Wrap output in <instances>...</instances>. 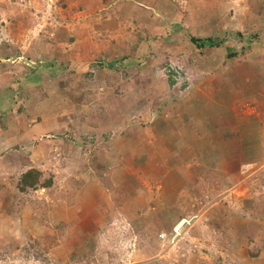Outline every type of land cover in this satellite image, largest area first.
<instances>
[{
	"label": "rangeland",
	"instance_id": "1",
	"mask_svg": "<svg viewBox=\"0 0 264 264\" xmlns=\"http://www.w3.org/2000/svg\"><path fill=\"white\" fill-rule=\"evenodd\" d=\"M88 1L0 0V264H234L236 256L220 250V230L233 238L234 230L230 234L222 218L230 213L236 218L237 200L207 196L206 204L198 201L190 209L186 194L191 189L186 186L179 187L181 198H176V180L161 182L168 169L169 177L176 174L168 162L176 157L173 139L167 138L173 135L162 137L158 125L162 117L168 123L173 120V102L178 108L190 99L199 108L205 105L202 117L213 123L212 131L197 124L199 148L212 134L220 151L217 159L226 144H233L227 141L233 136H226L230 119L261 110L242 95L259 90L264 94V0H107L110 5L121 1L143 7L132 9L139 11V20H146L151 32L147 42L138 37L140 25H120L110 19L109 10L94 12L89 23L79 27L82 33L72 32L68 26L76 13L85 7L79 17H88ZM91 22L99 24L97 30L88 27ZM69 32L76 37L70 44ZM88 36L93 39L85 42ZM191 36L213 38L220 46L207 43L200 50ZM126 43L138 56L137 69L141 63L147 66L137 78L131 71V79L147 78V85L144 92L133 86L126 101L101 86L102 70H111L108 64L75 73V66L60 68L61 62L52 60L54 52H73L93 61L106 52L117 53ZM228 48L235 58H227ZM66 85L73 90L67 91ZM200 92L201 98L196 97ZM262 126H255L248 147L259 146L258 160L246 162L250 168L241 173L245 180L254 179L244 186L242 197L256 201L250 208L254 213L242 212V229L257 228L258 238L264 237ZM159 131L161 142L156 138L147 150L141 137ZM157 149L152 162H140L142 152ZM203 154L211 160L209 152ZM31 168L42 173V181L53 178L52 188L21 193V177ZM242 207L245 211L249 206ZM210 209L214 212L206 218L203 212ZM215 213L221 214L215 217L220 230L208 224ZM195 216L198 219L176 238L179 221ZM249 250H264V243L256 241Z\"/></svg>",
	"mask_w": 264,
	"mask_h": 264
},
{
	"label": "crops",
	"instance_id": "2",
	"mask_svg": "<svg viewBox=\"0 0 264 264\" xmlns=\"http://www.w3.org/2000/svg\"><path fill=\"white\" fill-rule=\"evenodd\" d=\"M72 2L73 1H70L69 4L70 5L73 4ZM110 4L111 3H107V0H90L86 2V7H87L86 14L88 17H86L85 19L82 17H79L80 16L79 13H83L85 11V7H84V11H80L76 13L75 15L76 19L70 22V26H68V28L71 27L72 32L75 31L78 33H82L83 30H80L79 27L84 26L86 23H89V20H91L92 17L95 15L94 12L96 11L102 12L105 10H109L108 13H112V15H110V19L115 20V22L119 23L120 25H123L124 22H128V23H131L132 25L133 24L140 25V26L142 25L145 28H148V25L145 23L146 20L144 21L139 20L138 18L139 16L137 14L139 13V11L138 12L135 11V10H138L139 7H140V10H143L142 6L137 4L139 6L137 7L136 5L132 4L133 8H135V10H133L129 2L127 4L123 2L121 3V1H117L113 5H110ZM127 9L131 11H127L126 13ZM67 12L69 13V11ZM75 12H76L75 9H73L71 11V14ZM144 17H147V14ZM72 24H74V27ZM131 24L129 25V27H131ZM94 26H95V29L97 30V27H99V24H93V22H91L90 25H88V27H94ZM73 29H77V30H73ZM72 32H69L66 34L69 38V40L67 41L68 44L73 43L76 40V37L74 35H70V33ZM92 39H93V36H88L85 38V42H89ZM142 44L143 43H141L140 46H142ZM130 46L128 47V43L123 44L121 47H118L117 53L113 54V53L106 52L105 55L97 56V58L93 59V61H90L91 57L87 58L86 55L80 57L79 55L76 54L77 56H74L75 53L73 52H66L65 54H63L62 52L61 53L54 52L52 53V60L58 61L59 63L61 62L63 66L60 65V68L61 67L63 68L65 66L66 67L65 69L71 70L73 68L71 66H75L72 69L73 71H75V73H78V71L87 72L85 70L86 68H89V67L91 68L92 65H96L98 63L103 64L102 66L104 67H106L105 65L108 64L109 66H111V70L110 71L107 70L108 72L102 70V73L100 74V76L102 77V81H104V83L101 84V86L105 88L106 86H108L109 90H111L110 92L114 91L113 92L114 98H116L115 96L124 97L126 101L128 98V95H131L130 93L134 91L133 86H135V88H137L139 92H144L145 89L143 86L147 85L146 84L147 78L145 79L142 78L141 80L131 79V71L133 72V76H136L137 78L139 76L138 71L142 73L144 70L147 69V66L141 63L140 69H137L139 65L137 61L138 56L136 53H134L131 50ZM49 63L51 65L53 64V62H50V61ZM81 65H83L82 68L80 67ZM134 67H136V69H129V68H134ZM90 68L88 70L89 72L90 71L94 72L97 70L94 68H91V69ZM81 74L82 73H80V75ZM120 75H121V78H119ZM119 81L121 82L118 83ZM149 82H150V79H149ZM129 84H131V87ZM72 86L69 87V85H66V88H67L66 90L72 91L73 90ZM38 87H41V86H38ZM113 87H115V90ZM42 89H44L46 92L50 91L49 90L50 88L45 89V85L42 87ZM67 91L65 94L67 96L68 95L70 96L71 95L70 92L68 94ZM48 94H49V97L50 95L52 97V93L50 94L49 92ZM202 95L203 94L200 92V93H197L196 97L201 98ZM262 95L264 94L262 93L261 90L253 92L251 96H248V93H245L242 95V97L246 98V100H250L252 104H257L261 110L260 112L256 111L251 114L250 112L248 113L246 112L243 115V118H241L240 115H236L237 117L235 119L233 118L230 119L229 124H227L229 122V120H227L226 133H228V135L226 136L227 137L233 136V138H227V141L228 142L231 141L233 142V144H229V146L228 144H226L225 151H222L219 154L220 157L217 159H214L215 154L219 153L220 151H219L218 145L216 143H213V140L211 137L212 134L208 136L206 135L207 137L203 141H200V144H201L200 148H199V143H198L199 141L197 140L198 138L196 137L197 124L199 123H204L206 128L212 131V126H213L212 120L207 121L202 117V112L205 108V105L203 106V104L200 103V108H199L198 104L197 106H195L196 102L193 105V103L190 102L191 100L187 99L185 100L183 107L179 106L178 108H176V102H173L174 105L172 106L173 108L170 114L171 117H173V120L170 121L171 123L170 122L168 123V122H165L166 118L162 117V120L159 121V125H158L160 126V128H162L161 129L162 137L163 135H166L169 133H172L173 135V136H167V138L173 139L172 140L173 146L175 145V147H173L174 148L173 152L176 154V157L178 156V159L176 160V157L171 156L168 159V162H172L173 167H176V174L174 176V174L171 173L172 176L169 177V173L171 170L168 169L165 175L161 177L162 178L161 182L163 180H168V178H173L174 180H176V195L178 194L176 198L178 197L181 198V192L180 193L178 192L180 191V188H183L184 186H186L188 187V189L190 188L192 190V191L191 190L188 191V193L186 194L188 201H189L188 204L190 206V209H194V206L196 202L198 201L200 202L203 201L206 204L209 200L207 199L209 198V196L214 199L219 198L221 199V201H225L228 199L230 202L232 201L231 199L233 197L237 200L236 204L238 206L237 207L238 211L236 209L237 211L235 212L236 218H233L232 213L226 215L225 218H222V220H224L223 227H226V229H231L229 231L230 234H233V230L235 232V234H233L232 239L231 238L227 239V236L225 234H228V232H223L225 234H222V230H220V227L215 224V220L219 217L217 215H219L223 211H220L219 214L218 213L213 214V217H211L210 222L208 223V224L212 223L213 226H217V229L219 228L220 236H224L223 239H220L222 243V246H220V250H223L225 248V250L223 251H231V253L234 254V256H236L234 257V264H264V261L262 263L252 262L254 258H252L249 254V249L253 243H256V241L257 243L258 242L264 243V240H263L264 237L258 238L259 232L261 231L258 230L257 228L242 229L243 219H244V216H243L244 214L242 212L246 214L254 213L255 211L250 210V208H251V205L254 204L256 201H250L249 199L251 197L246 198L245 195L243 197L241 195V193L243 192L244 186L245 187L249 186L248 184L252 182V180H254V179H251L252 177L250 178L251 180L243 179L244 177L242 176L241 173L243 172L244 168H250V167H245L246 165H248L246 162L251 161L252 163L253 161L258 160L257 154H258L259 146L253 147V148H248V147H249V141L253 138L255 126L257 125L256 130H259L261 128V124H263L262 127L264 128V111H263L264 97ZM62 96H63V92H62ZM61 99H63V97H61ZM64 100H65L64 102H66V99ZM95 103L96 102H92L91 104H95ZM167 107H171V106L169 105ZM80 108H84L83 105ZM43 114H44L43 112H40L39 116L43 117ZM54 114L56 117H61L60 113L59 114L54 113ZM199 118H203V119L199 120L198 123L195 122V120H198ZM190 132H192V135L188 134ZM160 134L161 133L159 131L158 133H154V134L151 133L147 137L142 136L141 138L143 140L142 143L145 145L144 147L147 148L148 150V148H150V145L154 144L152 142L156 138L160 139V142H161ZM176 139L178 140V142ZM182 139H188V140L187 142L183 143L181 142ZM169 148L173 149L171 146ZM246 148L248 150H246ZM177 150H179L182 153L178 152ZM157 151L158 149L142 152L141 154L142 156H139L140 162H143V161L152 162V159L150 157L153 155L156 156L154 153H157ZM173 152L172 150L168 151L169 155H174ZM206 152L210 153L209 157L211 158V160L209 159L206 160V158L204 157L205 154L203 153H206ZM159 153L160 152H158V155ZM245 156H247V159H245L246 158ZM212 158L214 160H212ZM209 161H210V166L204 167V164L208 163ZM214 163L216 167L212 166ZM178 169H180L181 172H183L182 175L179 174ZM172 183L173 182L171 181L170 183L171 186H172ZM186 196H182L183 199H186ZM262 201H263V204H261L262 205L261 217L262 219H264V199H262ZM239 205L241 206V208H243L242 206L244 205H248L249 207L248 209H246L247 212L246 210L242 211ZM201 212L202 211L198 213H201ZM213 212L214 211L211 209L209 211L206 210L205 212H203V215L206 218H208V216H210V214ZM239 221L241 225H239ZM209 226L210 225H206L204 228L208 229L207 227ZM197 230H200L197 232H202L201 229H197ZM242 236H244L243 239H242ZM207 244L213 245L214 243L211 242ZM254 260H257V259H254Z\"/></svg>",
	"mask_w": 264,
	"mask_h": 264
},
{
	"label": "trees",
	"instance_id": "3",
	"mask_svg": "<svg viewBox=\"0 0 264 264\" xmlns=\"http://www.w3.org/2000/svg\"><path fill=\"white\" fill-rule=\"evenodd\" d=\"M159 23V22H158ZM138 24V23H136ZM165 27V26H164ZM166 29V28H165ZM138 37L140 36V40L147 42V38L149 37L148 34L151 32L149 31V28H145L144 26H140L139 28ZM146 38V39H144ZM144 39V40H143ZM140 42V41H139ZM190 42L194 44L196 47H198L200 50L206 48V44L210 43V46L219 47L220 43H216V40L213 38H198L195 36L190 37ZM228 59H233L236 57V53L233 52L231 48H228ZM91 76V75H89ZM43 180L42 173L37 168H31L25 171L23 173L20 183H19V191L21 193H26L28 190H38V187H41V189H50L53 185V178H48ZM249 254L252 258H263L264 257V250H258V252H252L249 250Z\"/></svg>",
	"mask_w": 264,
	"mask_h": 264
},
{
	"label": "built area",
	"instance_id": "4",
	"mask_svg": "<svg viewBox=\"0 0 264 264\" xmlns=\"http://www.w3.org/2000/svg\"><path fill=\"white\" fill-rule=\"evenodd\" d=\"M196 219H198V216H195L194 218H184L180 220L179 223L174 228L176 238L182 234L183 230L186 227L191 226ZM179 226L181 227L178 229Z\"/></svg>",
	"mask_w": 264,
	"mask_h": 264
},
{
	"label": "bare ground",
	"instance_id": "5",
	"mask_svg": "<svg viewBox=\"0 0 264 264\" xmlns=\"http://www.w3.org/2000/svg\"><path fill=\"white\" fill-rule=\"evenodd\" d=\"M181 226L178 227V229L180 228Z\"/></svg>",
	"mask_w": 264,
	"mask_h": 264
}]
</instances>
